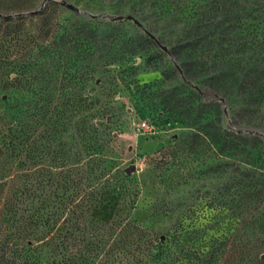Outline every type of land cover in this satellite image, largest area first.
<instances>
[{"label":"rangeland","instance_id":"1","mask_svg":"<svg viewBox=\"0 0 264 264\" xmlns=\"http://www.w3.org/2000/svg\"><path fill=\"white\" fill-rule=\"evenodd\" d=\"M44 1L37 0L32 10L9 12L26 15L35 25L38 18L30 13L41 10ZM56 1L58 19L67 25L76 19L102 28L115 22L131 32L158 29L159 35L163 24L150 16L151 5L146 0ZM179 1L193 19L205 20L204 16L214 13V8H208L210 0ZM259 2L264 8V0ZM132 4L147 14L128 15ZM5 12L0 11V24ZM260 16L250 22L264 29V12ZM147 58V53L136 55L112 64L108 71L99 67L81 89L78 82L70 85L75 87L73 92L62 99L56 92L46 99L52 105L88 94L96 105L106 107V113L91 120L106 127L101 148L92 158L85 153L78 126L59 124L56 130L47 116L31 119L19 110L12 131V143L19 152L14 160L6 158L10 150L0 138V166L6 164L0 170V190L7 191L14 174L28 176L34 203L47 218L43 229L72 225L68 247L91 254L86 264H264V122H237L235 112L243 101L232 96L222 102L221 124L225 131L248 135L234 137L237 150L218 156L209 149H184L178 159L167 156L163 163L160 149H167L192 127L179 119L163 122L167 118L163 91L169 89L168 82L158 83L161 71L145 66ZM151 58L162 65L158 56ZM165 59L172 61L169 55ZM130 65L137 66L135 78L140 86L148 83L149 87L136 91L134 84L126 83L134 77ZM205 94L206 99L212 98L208 91ZM17 100L21 104L27 98ZM78 120L75 117L73 125ZM131 165L133 169L127 171ZM90 167L95 178L75 185L68 180V173ZM116 169L120 176L108 177ZM247 179H251L248 188ZM119 184L128 189L124 196L116 194ZM92 191L98 194L95 203L90 199ZM70 198L78 204L74 213L68 209ZM78 215L83 223L75 229ZM29 237L35 244L42 242L37 235Z\"/></svg>","mask_w":264,"mask_h":264},{"label":"trees","instance_id":"2","mask_svg":"<svg viewBox=\"0 0 264 264\" xmlns=\"http://www.w3.org/2000/svg\"><path fill=\"white\" fill-rule=\"evenodd\" d=\"M36 1L0 0V11H6L0 24V138L10 150L6 157L9 160H14L19 153L12 143L19 110L31 119L47 116L55 129L59 124L78 126L85 153L92 158L101 148L99 142L104 139L106 127H101V121L91 120L106 113V107L96 105L88 94L79 95L77 101H57L52 105L46 99L52 92L62 99L73 92L71 88L75 87L70 85L76 86L78 82L81 89L99 67L108 71L112 64L146 53L145 66L161 71L158 83L168 82L169 89L163 91L167 111L163 122L179 119L192 127L167 149H160L163 152L160 160H167V156L176 160L184 149L189 152L209 149L218 156L237 150L235 139L248 135L225 131L221 124L222 102L232 96H239L243 101L235 112L237 122H264V29L250 22L261 17L263 2L210 0L208 8H214V13L204 16L205 20H197L186 13L179 0H146L151 5L150 16L163 23L157 35L158 29L149 27L131 32L115 22L105 23L103 28L79 19L64 24L58 19L60 5L56 0H46L41 10L31 11L30 15L38 18L35 25H31L26 15L13 16L9 12L32 10ZM126 12L135 18L147 14L144 8L134 4ZM215 18L217 21H213ZM158 47L162 51L150 53ZM165 55L172 61L165 59ZM152 56H158L162 65L152 61ZM129 67L134 77L126 83L134 84L136 91L150 86L148 83L140 86L135 78L137 66ZM205 91L210 93L211 99H206ZM10 97L12 101L7 103ZM18 97L22 100L26 97L27 101L20 104ZM77 116V125H73ZM5 165L0 166V170ZM92 172L90 167L70 172L67 177L75 185L95 178ZM108 174L113 179L120 176L117 169ZM13 178L6 192L0 190V264L89 262L91 254L68 247V239L73 235L72 225L43 229L47 218L34 203L28 176L14 174ZM244 184L248 188L251 179ZM115 190L118 196L128 191L123 184L117 185ZM90 199L95 203L98 194L92 191ZM69 201L68 209L74 213L78 204L72 203V198ZM79 216L75 229L83 223ZM36 235L42 241L40 244L33 243V238L29 237Z\"/></svg>","mask_w":264,"mask_h":264},{"label":"water","instance_id":"3","mask_svg":"<svg viewBox=\"0 0 264 264\" xmlns=\"http://www.w3.org/2000/svg\"><path fill=\"white\" fill-rule=\"evenodd\" d=\"M66 6H67L68 8H70V9L75 10V11L78 10V8H77L76 6H74L73 4H71V3H66ZM131 169H133V165H131L130 167H128V168H127V171H130Z\"/></svg>","mask_w":264,"mask_h":264}]
</instances>
